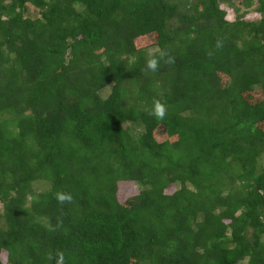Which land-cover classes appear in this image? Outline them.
I'll return each instance as SVG.
<instances>
[{
	"label": "trees",
	"instance_id": "trees-1",
	"mask_svg": "<svg viewBox=\"0 0 264 264\" xmlns=\"http://www.w3.org/2000/svg\"><path fill=\"white\" fill-rule=\"evenodd\" d=\"M254 2L0 0V264H264Z\"/></svg>",
	"mask_w": 264,
	"mask_h": 264
},
{
	"label": "rangeland",
	"instance_id": "rangeland-1",
	"mask_svg": "<svg viewBox=\"0 0 264 264\" xmlns=\"http://www.w3.org/2000/svg\"><path fill=\"white\" fill-rule=\"evenodd\" d=\"M245 1L246 0H235L236 6L238 8H240V14H245V17L247 20H254V19L258 18L259 16L255 12L256 3L254 2V4H252L251 8H247L243 4V3H245ZM223 8L227 12V19L230 21H233L236 18L235 11L233 9L227 7V6H223ZM153 42H154V40L152 38H150V39L147 38V39L138 41L137 45H138V47H147V46H151V43H153ZM157 138H158V140H164L166 138V136L164 133H159ZM137 192H138L137 186L126 185V187L123 188V194H120V198L123 202L128 197H131V196L137 194ZM2 259L4 260V262H6L5 256H3Z\"/></svg>",
	"mask_w": 264,
	"mask_h": 264
},
{
	"label": "clouds",
	"instance_id": "clouds-1",
	"mask_svg": "<svg viewBox=\"0 0 264 264\" xmlns=\"http://www.w3.org/2000/svg\"><path fill=\"white\" fill-rule=\"evenodd\" d=\"M149 67L155 69V67H156L155 61L151 62L149 64ZM152 114L155 115L158 118H163L164 115H165L164 106L161 103L157 102L155 104L154 111L152 112ZM60 199L63 201L64 199H70V197H63L62 196V197H60ZM56 264H64V255H63V253H58L57 254Z\"/></svg>",
	"mask_w": 264,
	"mask_h": 264
}]
</instances>
